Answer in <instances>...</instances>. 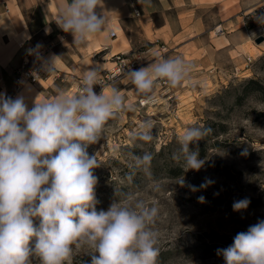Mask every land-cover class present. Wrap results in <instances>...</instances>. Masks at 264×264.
<instances>
[{
	"label": "clouds",
	"instance_id": "clouds-1",
	"mask_svg": "<svg viewBox=\"0 0 264 264\" xmlns=\"http://www.w3.org/2000/svg\"><path fill=\"white\" fill-rule=\"evenodd\" d=\"M98 7L100 0L60 4L56 23L73 35V45H87L90 37L107 27V17L97 12ZM152 58L148 67L127 71L138 94L152 93L158 80L173 88L190 82L194 66L182 57ZM55 64L56 58L47 71H53ZM101 70V66L85 69L79 93L58 89L55 99H36L31 109L24 97L0 93V264H30L32 256L39 257L41 264H71L73 246H87L90 264H156L158 234L152 225L159 209L155 201L129 196L107 210L96 209L98 178L93 170L99 162L87 149L99 141L109 119L133 108L117 89L110 94L104 91ZM95 85L103 86L99 94ZM206 131L193 125L177 136L185 170L203 166L189 145ZM138 135L151 139L147 131ZM173 158L179 156L174 153ZM136 159L138 166L147 167L152 157L145 153ZM204 199L199 197L200 202ZM249 203L248 199L234 202L233 210L246 209ZM33 218L40 219L38 226ZM217 254L225 264H264V220L237 233L233 243Z\"/></svg>",
	"mask_w": 264,
	"mask_h": 264
},
{
	"label": "rangeland",
	"instance_id": "rangeland-1",
	"mask_svg": "<svg viewBox=\"0 0 264 264\" xmlns=\"http://www.w3.org/2000/svg\"><path fill=\"white\" fill-rule=\"evenodd\" d=\"M246 22L252 37L247 56H223L219 67L194 68L190 82L175 88L158 80L148 95L137 93L127 73L104 88L109 94L117 89L133 108L109 119L99 141L87 149L99 162L93 170L96 209L107 210L129 196L155 201L156 264H225L217 251L264 220V42H256L247 17ZM216 28L214 35L220 34ZM78 79L62 82L67 94L78 93ZM193 125L207 130L189 145L204 161L198 171L184 169L177 143ZM145 131L150 140L138 135ZM145 153L152 157L150 165L138 166L136 158ZM243 199L248 207L234 211V202ZM33 219L38 226L40 219ZM34 243L35 238L30 246ZM91 255L87 246H73L71 264H90ZM30 264L41 260L32 256Z\"/></svg>",
	"mask_w": 264,
	"mask_h": 264
},
{
	"label": "crops",
	"instance_id": "crops-1",
	"mask_svg": "<svg viewBox=\"0 0 264 264\" xmlns=\"http://www.w3.org/2000/svg\"><path fill=\"white\" fill-rule=\"evenodd\" d=\"M62 2L68 0H0V93L15 92L27 46L34 47L32 63L41 58L49 67L56 58L51 76L15 93L13 99L24 97L29 109L36 99H55L58 89L66 90L62 82L82 77L86 68H112L115 54L141 56L140 63L149 62L145 67L154 55L179 56L194 68L219 67L223 56L246 55L252 41L246 13L264 0H100L97 12L105 13L107 27L79 47L56 23ZM217 26L224 33L214 35Z\"/></svg>",
	"mask_w": 264,
	"mask_h": 264
},
{
	"label": "built area",
	"instance_id": "built-area-1",
	"mask_svg": "<svg viewBox=\"0 0 264 264\" xmlns=\"http://www.w3.org/2000/svg\"><path fill=\"white\" fill-rule=\"evenodd\" d=\"M140 12L137 11V15ZM246 17L249 19L251 27L250 33L256 39L259 36H264V3L258 4L252 10L246 13ZM217 33H224V30L217 26ZM111 36L116 35V31L113 30L110 33ZM27 61L25 64L16 71L15 74V92L10 93L9 97H15V93L20 91L27 83L38 84L44 78L51 76L53 72H48V66L41 60V58L35 59V62L32 63L31 56L35 53L34 47L27 46ZM38 55V53H36ZM114 61V66L105 70V72L100 74V79L103 81L104 86L112 84L115 82L121 75L127 73L129 70H135L140 63L141 56H129L127 54H115L112 57ZM60 78V75L57 74V78ZM102 85H95L94 91L96 93L102 91ZM105 88V87H104ZM76 90L79 93L81 91V78L78 79Z\"/></svg>",
	"mask_w": 264,
	"mask_h": 264
},
{
	"label": "water",
	"instance_id": "water-1",
	"mask_svg": "<svg viewBox=\"0 0 264 264\" xmlns=\"http://www.w3.org/2000/svg\"><path fill=\"white\" fill-rule=\"evenodd\" d=\"M256 42H257V43H262V42H264V36H259L258 38H256Z\"/></svg>",
	"mask_w": 264,
	"mask_h": 264
},
{
	"label": "bare ground",
	"instance_id": "bare-ground-1",
	"mask_svg": "<svg viewBox=\"0 0 264 264\" xmlns=\"http://www.w3.org/2000/svg\"><path fill=\"white\" fill-rule=\"evenodd\" d=\"M148 103V99L144 98V103L143 104H147Z\"/></svg>",
	"mask_w": 264,
	"mask_h": 264
}]
</instances>
